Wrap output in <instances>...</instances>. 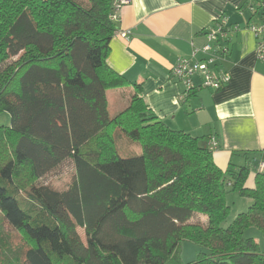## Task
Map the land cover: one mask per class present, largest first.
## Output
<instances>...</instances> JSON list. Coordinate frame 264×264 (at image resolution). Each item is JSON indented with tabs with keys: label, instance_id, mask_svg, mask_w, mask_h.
Returning a JSON list of instances; mask_svg holds the SVG:
<instances>
[{
	"label": "trees",
	"instance_id": "obj_1",
	"mask_svg": "<svg viewBox=\"0 0 264 264\" xmlns=\"http://www.w3.org/2000/svg\"><path fill=\"white\" fill-rule=\"evenodd\" d=\"M117 2L0 0V218L27 239L0 226V264H264V172L249 188L248 166L222 170L139 84L110 116L108 90L130 84L107 63ZM124 135L141 153L121 155ZM67 161L66 188L40 183ZM230 191L253 201L224 225ZM185 241L200 248L189 263Z\"/></svg>",
	"mask_w": 264,
	"mask_h": 264
},
{
	"label": "crops",
	"instance_id": "obj_2",
	"mask_svg": "<svg viewBox=\"0 0 264 264\" xmlns=\"http://www.w3.org/2000/svg\"><path fill=\"white\" fill-rule=\"evenodd\" d=\"M250 4L260 11L254 15L246 8ZM224 15L239 27L222 61L231 79L219 90L200 87L185 95L171 69L206 43V29ZM263 20L264 0H131L120 10L107 58L131 90L141 86L140 95L170 128L201 137L210 149L214 138L217 148L211 150L222 170L248 166L249 188L257 172H264V61L249 28ZM123 31L129 39L120 36ZM194 82L200 85L198 76Z\"/></svg>",
	"mask_w": 264,
	"mask_h": 264
},
{
	"label": "built area",
	"instance_id": "obj_3",
	"mask_svg": "<svg viewBox=\"0 0 264 264\" xmlns=\"http://www.w3.org/2000/svg\"><path fill=\"white\" fill-rule=\"evenodd\" d=\"M131 0H118L116 3L113 18L119 17L123 5ZM254 15L258 13L257 5L250 4L246 7ZM250 30L257 38V56L264 61V20L261 22H252L249 25ZM237 25L229 23V17L224 15L220 17L213 26L206 29V43L197 48L191 57H181L171 69V75L180 81L184 86V94L187 95L196 88H211L213 90L221 89L231 79L230 73L226 70L222 61L224 56L230 51L231 33L237 31ZM120 36L129 39V31L119 33ZM203 53L205 58L198 59L195 56ZM200 79V85L197 87L194 78ZM217 148V142L211 140V149ZM264 168V163H261Z\"/></svg>",
	"mask_w": 264,
	"mask_h": 264
},
{
	"label": "rangeland",
	"instance_id": "obj_4",
	"mask_svg": "<svg viewBox=\"0 0 264 264\" xmlns=\"http://www.w3.org/2000/svg\"><path fill=\"white\" fill-rule=\"evenodd\" d=\"M135 90H131L128 86H124L122 88L111 89L108 90V109L111 117L116 116L118 113L122 112L124 109L127 108L132 95ZM0 123L9 124L10 123V115L8 113H3L0 115ZM123 134V133H122ZM124 140L118 145V137L117 139V146H121L122 151L120 152L122 156H127L128 154H139L142 151L141 144L138 142H132L126 138L124 135ZM130 143L128 146L127 143ZM132 143V144H131ZM136 150V151H134ZM127 151V152H126ZM135 152V153H129ZM74 165L70 162H64L62 165L57 167L54 171L47 174L45 177L40 179V183L52 185L58 189H64L68 186L69 181L74 173ZM227 201L231 205V212L224 223V225L231 222L239 212L246 211L248 207L252 203V199L245 196H240V194L236 191H230L227 193ZM248 203V204H247ZM3 219L0 218V226L2 227L1 235L11 237L12 244L16 247L24 244L26 242L25 236L17 232L16 230L11 229L10 226L5 225ZM5 228L7 230H5ZM12 234V235H11ZM256 240L260 243L261 247L264 249V237L256 231L255 233ZM200 248L196 244L185 241L183 243V259L185 263H189L193 261L199 252ZM6 263L5 264H19L20 263V254L16 256L14 259L11 256H5Z\"/></svg>",
	"mask_w": 264,
	"mask_h": 264
}]
</instances>
